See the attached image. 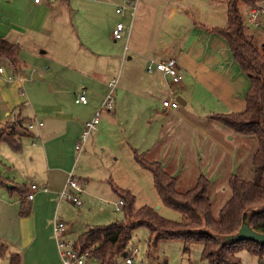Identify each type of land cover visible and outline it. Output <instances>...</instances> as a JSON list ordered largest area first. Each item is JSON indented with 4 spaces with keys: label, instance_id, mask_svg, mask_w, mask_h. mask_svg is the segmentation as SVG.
Segmentation results:
<instances>
[{
    "label": "crops",
    "instance_id": "crops-1",
    "mask_svg": "<svg viewBox=\"0 0 264 264\" xmlns=\"http://www.w3.org/2000/svg\"><path fill=\"white\" fill-rule=\"evenodd\" d=\"M228 2L229 0H226L225 6H218V4L208 6L205 18L208 21H205L207 24L200 22L201 28L195 27L185 39L175 40L162 47V50L167 53L165 55L173 57L172 59L176 60L184 73L183 84L176 87L178 94L175 95V99L179 97L183 103L181 105L185 108L162 110L160 107L153 110L150 102L157 91L164 92L168 98L175 93L173 94L170 89L172 85L160 72L156 71L155 77H149L154 71L152 73L141 71L142 74L136 79V83L140 84L138 81L142 79L147 91L136 93L134 96L141 101L136 102L133 97L129 101H124V98L130 97L128 92L117 95L114 93L113 110L103 113L102 120L106 122V125H101L99 122L86 142L89 144V152L90 147L95 145L104 132L114 128L110 122V116H114L117 121L118 117L121 119L127 116L130 110L137 115H149L154 111L158 118L162 120L165 118L156 136L147 133L138 138V144L131 146L125 137V132L123 130L118 132L117 148L112 151L111 156H117L118 152L121 156H126V147H128L133 160V163L128 161L130 182L120 189L134 191L139 180H145L141 172L150 174L133 158L134 152L145 154L147 161L160 163L164 171L176 179L177 190L180 193L191 189L200 175L207 178L210 181L209 196L212 214L213 216L214 213L216 214L214 218H217L219 211L231 197L228 187L230 177L235 174L241 178L240 175L247 170L246 167L243 169V163L248 166V155L253 149L255 152L257 148V142L253 137L235 134L209 118L215 114L239 113L246 107L244 96L249 88V80L232 58L225 39L209 32L210 29L224 28L227 25ZM33 5L38 11H48L51 7L50 3L40 5L33 3ZM140 5L137 9L128 7L131 10V17L128 19V26L124 25V49L131 51L132 56H124L125 62L136 57L139 62L149 61L150 63V59L158 51V31L149 28L150 20L147 16L140 15L142 19L138 27L149 29L138 28L137 34L133 33V19ZM236 8L242 18L246 36L256 44H264V14L259 15L257 26L248 20V14L250 15L252 8L264 13V0H256L253 5L244 0H238ZM244 15L247 20H244ZM170 19L171 22L174 20V13L170 15ZM111 29L113 31L114 27ZM164 33L173 35L170 29H165ZM140 36L143 38L140 39ZM110 38L114 43L117 42L112 38V32ZM11 70V73L5 70L0 73V130L14 116L24 118L28 121V125L32 123L36 125L30 129L31 136L18 139L19 151L13 150L10 143L0 142V172L3 181L0 185V245L4 244L8 253L19 254L22 264H61L52 234V221L61 207L57 193L64 187L68 175L75 172L77 168L75 159L89 160L88 153L85 152L86 148L83 147L84 150L77 153L74 144L84 123L97 112L101 100L108 92V83L106 86L91 85L89 94L86 88L83 89L81 92L86 93L88 103L82 105L74 102L78 94L73 95L69 90L65 91L58 87L60 82L55 78H51V82H43L33 87L27 85L21 74L18 75L20 67L18 70L13 68ZM21 86L27 87L26 95L23 94ZM200 96L206 99L210 97L214 101V108L202 110L203 112L199 113L187 107L190 106V101L194 97ZM91 98L96 101L89 106ZM25 106L26 108L23 109ZM151 119V117L148 118L147 123ZM40 122L42 126H38ZM114 161H118V158L115 157ZM86 167H90L89 163ZM9 172L17 175L13 178L3 176V173L8 175ZM87 174L88 171L85 169H81L78 173V182L84 184L85 190H82L79 197L81 200V196L86 194L84 200L89 207H92L95 200L93 195L97 192H106L107 188L102 185L90 187L89 179L85 177ZM28 177H32L33 180L25 181ZM107 181L111 192L118 198L113 189L112 180ZM29 183L37 184L39 187L46 186L49 192H37L34 199L29 201L26 198ZM105 197L109 198L108 202L111 206L117 207L112 196L105 195ZM23 200L25 206L29 208V213L22 217L20 206ZM83 206L82 202V206L77 207L80 208L78 210H81ZM66 226L65 237L68 239L72 228L70 224ZM10 247H13L16 252L10 250ZM242 258L245 260V255H242ZM242 258L240 260L242 264H245ZM0 264H9L8 257L0 256Z\"/></svg>",
    "mask_w": 264,
    "mask_h": 264
},
{
    "label": "rangeland",
    "instance_id": "rangeland-1",
    "mask_svg": "<svg viewBox=\"0 0 264 264\" xmlns=\"http://www.w3.org/2000/svg\"><path fill=\"white\" fill-rule=\"evenodd\" d=\"M126 1L52 0L49 2L51 7L48 11H38L32 0H0V37L18 47L17 60L20 63L18 75L21 74L25 78L28 86L37 87V85L43 82H51L50 79L55 78L60 82L58 87L77 95L85 88L89 94L91 85L106 86L107 83L116 80L115 94L128 92L130 97L124 98V101H129L132 97L134 98L136 93L147 91L143 84L144 81L141 79L138 81L140 84H138L136 79L142 74L141 71H146L149 61L142 63L139 62L138 58L133 57L131 61L125 62L124 56H132L131 51L124 49L125 36L115 43L110 38L111 27H115L118 21L126 27L128 26L131 10L125 7ZM225 3L226 0H139L136 9L139 4L141 5L133 19L132 30L136 34L138 28L140 30L149 28L157 30L159 35L157 40L158 51L150 60L167 61L170 56L165 55L167 53L162 50L163 45H169L181 38L185 39L195 27L201 28L202 22L207 24L205 18L208 6L217 4L218 6H225ZM116 8H122L123 13L116 14ZM172 13H174V20L171 22L170 15ZM140 15L147 16V19L150 20L149 28L138 27L142 19ZM245 16H243L244 20H247ZM165 29L172 30L173 35L165 34ZM185 30L186 32H184ZM142 38L140 36V39ZM177 66L183 76V80L179 83L181 85L185 76L178 63ZM0 68L8 73L12 71V67L4 60H0ZM155 72L149 77H155ZM179 84L172 85L170 88L173 94L175 93L172 99H175V95L178 94L176 87ZM21 90L24 92L23 94H27V87L21 86ZM102 94L105 95V93ZM164 99H168V95L157 91L151 99L150 107L153 110L160 107L162 110H170L163 107ZM94 101L96 100L91 98L89 106L95 103ZM134 101L140 102L141 100L134 98ZM178 104L179 107L185 108L180 103ZM187 107L201 113L202 110L213 109L214 101L210 97L207 99L201 96L194 97L190 101V106ZM25 108L26 106L23 107V109ZM104 112L106 111H103L99 117L101 125H106V122L102 120ZM154 114L153 111L149 115H137L130 110L126 114L127 116L121 117V119L118 117L117 121L114 116H110V122L114 128L104 132L97 139L95 145L90 147L89 152V144L85 143V152L87 151L89 160L75 159L77 168L72 175L79 181L78 173L81 169H85L88 171L85 177H88L90 187L102 185L107 190L93 195L95 200L92 207L86 204L84 200L86 194H83L81 201L84 206L81 210H78L80 208L67 200L59 201L61 207L55 218L62 220L67 225L70 224L72 229H70L71 233H69L68 240H71L72 243L77 241L78 236L87 226H103L113 222H121L124 219L122 209L116 210V207L109 204V198L105 197V195L112 196L116 203L119 200L111 192L107 180L111 179L113 185L118 186L117 188H124L123 186L130 182L129 178L131 177L128 161L133 163V160L128 147H126V156H121L118 152L117 156L113 157L111 153L117 148L118 132L121 130L125 132V137L131 146L138 144V138L147 133L156 136L159 127L165 122V118L162 120ZM150 117L152 119L147 123V119ZM253 152L254 149L248 155V166L245 163L242 165L243 169L246 167L247 170L244 172L245 174L242 173L240 176L247 181L252 179L251 160ZM115 157L118 158V161H114ZM87 163L91 168L86 167ZM141 173L143 177L145 176V180H139L134 191H131L135 198L134 209L148 207L156 210L161 217L167 220L179 222L181 214L161 203L154 189L151 174ZM16 175L14 172H9L8 175L3 173V176L10 178ZM32 180V177L25 179L27 182ZM79 183L85 191L84 184ZM29 185L31 184L29 183ZM214 216H216L215 213ZM149 235L146 227H138L129 241L128 248L137 247L139 250L136 258L137 264H207L201 259L199 245H190L189 251L185 253L183 241L172 239L159 241L155 248H149V246L152 247ZM10 250L16 252L13 247H10ZM242 255H245V260ZM239 257L243 259L245 264H260L256 257L246 254V252L241 253ZM262 262L264 264V258ZM118 264H123L121 258L118 259Z\"/></svg>",
    "mask_w": 264,
    "mask_h": 264
},
{
    "label": "trees",
    "instance_id": "trees-1",
    "mask_svg": "<svg viewBox=\"0 0 264 264\" xmlns=\"http://www.w3.org/2000/svg\"><path fill=\"white\" fill-rule=\"evenodd\" d=\"M254 4L256 0H244ZM238 0H229L227 6V25L213 28L209 32L220 35L228 44L229 52L240 71L249 80V88L244 96L245 110L239 113L215 114L209 118L233 133L253 137L257 148L252 158V179L246 181L233 174L228 187L231 197L223 205L217 218L212 214L209 196L210 181L200 175L196 184L186 192L177 190L176 179L166 173L158 162H150L145 154L133 153L134 161L148 171L153 179L154 189L163 204L181 214L179 222L161 217L148 207L134 209V196L129 190L113 186L115 194L123 201L124 219L103 226H89L74 243L81 252H88L92 259L101 264H118V259L128 250L129 241L138 227H146L150 233L149 241L155 248L162 240L180 239L184 243V252L190 245L201 246V259L207 264H242L239 254L246 252L262 264L264 245L243 240L223 243L226 235L235 234L247 213L250 227L264 234V44H256L245 34V27L236 4ZM18 47L0 37V60L8 62L18 70ZM31 136L28 121L19 116L12 117L0 130V142L10 143L19 151L18 139ZM3 184L0 172V185ZM20 216H26L29 208L21 202ZM0 256L8 257L9 264H22L21 256L8 253L4 244L0 245Z\"/></svg>",
    "mask_w": 264,
    "mask_h": 264
},
{
    "label": "built area",
    "instance_id": "built-area-1",
    "mask_svg": "<svg viewBox=\"0 0 264 264\" xmlns=\"http://www.w3.org/2000/svg\"><path fill=\"white\" fill-rule=\"evenodd\" d=\"M34 4H46L51 2L52 0H32ZM139 0H127L125 2V6L135 9L136 4ZM122 8H117L116 13H122ZM264 14L262 11L252 8L249 15V22L253 25L259 24V15ZM125 33V27L123 23H117L112 31V38L116 41L123 38ZM147 73H152L153 71L160 72L171 85L179 84L182 80V74L180 73L177 62L175 59L170 58L167 61L159 60L154 61L151 60L150 63L146 67ZM2 69H0V73ZM115 85L116 80H112L108 83V92L101 101L99 108L95 115L87 120L82 128V131L74 144V149L77 153H80L83 150V147L88 139L90 133L97 127L100 122V113L101 111H112L114 107V93H115ZM76 104L86 105L88 103V97L85 92H81L77 95L74 101ZM163 107L168 109H176L179 107L178 102L172 97L164 100L162 102ZM36 124H29L28 128L32 129ZM43 124L40 122L38 126H42ZM82 188L80 183L74 176L70 173L66 178L64 187L57 193L58 201L67 200L71 202L76 207H81L82 202L80 200V194L82 192ZM37 192L48 193L49 190L46 186L39 187L36 184H31L28 187V191L26 194V198L31 201L34 199ZM116 210H121L123 206V201L119 200L116 203ZM67 233L66 224L54 217L52 221V234L55 239L56 248L58 251V255L61 261V264H101L100 262L91 258L88 252H81L77 248H75L74 243L66 239L65 235ZM139 250L137 247L128 248L127 251L121 257L123 264H137L136 258L138 256ZM120 259V258H119Z\"/></svg>",
    "mask_w": 264,
    "mask_h": 264
},
{
    "label": "water",
    "instance_id": "water-1",
    "mask_svg": "<svg viewBox=\"0 0 264 264\" xmlns=\"http://www.w3.org/2000/svg\"><path fill=\"white\" fill-rule=\"evenodd\" d=\"M175 100L178 103L183 104V103H181V99L179 97H176ZM243 240H250V241H254L258 244L264 245V234H259V233L255 232L250 227V223H249L247 213L243 214L242 222H241V225H240L238 231L235 234L226 235L222 238V242L225 244L226 243L232 244V243L240 242Z\"/></svg>",
    "mask_w": 264,
    "mask_h": 264
}]
</instances>
